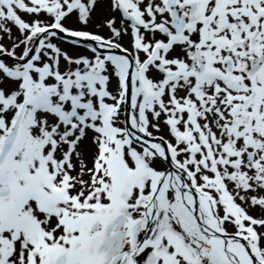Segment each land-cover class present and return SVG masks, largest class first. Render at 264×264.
<instances>
[{"label":"snow or ice","instance_id":"1","mask_svg":"<svg viewBox=\"0 0 264 264\" xmlns=\"http://www.w3.org/2000/svg\"><path fill=\"white\" fill-rule=\"evenodd\" d=\"M0 264H264V0H0Z\"/></svg>","mask_w":264,"mask_h":264}]
</instances>
